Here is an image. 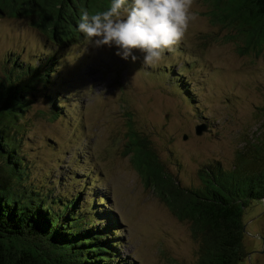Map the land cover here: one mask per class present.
I'll list each match as a JSON object with an SVG mask.
<instances>
[{
  "label": "rangeland",
  "instance_id": "obj_1",
  "mask_svg": "<svg viewBox=\"0 0 264 264\" xmlns=\"http://www.w3.org/2000/svg\"><path fill=\"white\" fill-rule=\"evenodd\" d=\"M211 10L209 0H194L184 38L155 64H144L139 52L123 60L115 47H93L84 35L60 46L26 18L0 16V83L11 56L27 62L51 53L57 60L56 80L37 84L19 116L26 181L41 192L54 177L52 191L64 182L69 193L76 184L69 176L84 188L93 180L119 222L120 253L134 264H191L196 240L189 221L144 183L126 153L131 135L145 140L181 187L196 186V169L210 160L228 167L239 154L252 160L264 149V46L240 52L236 30L215 23ZM171 72L188 83L190 99L177 90L178 79H168ZM53 92L62 107L50 118ZM201 122L209 131L196 135ZM241 222L246 254L236 264H264V198L245 207Z\"/></svg>",
  "mask_w": 264,
  "mask_h": 264
},
{
  "label": "trees",
  "instance_id": "obj_2",
  "mask_svg": "<svg viewBox=\"0 0 264 264\" xmlns=\"http://www.w3.org/2000/svg\"><path fill=\"white\" fill-rule=\"evenodd\" d=\"M215 23L236 30L240 52H259L264 46V0H209ZM111 0H0V16L26 18L44 36L65 45L68 38L81 39L76 25L82 9L90 14L107 10ZM0 83V264H134L120 253L119 222L104 206L106 197L85 182L76 183L67 193L51 186L33 190L26 181L19 152L20 113L27 107L28 95L37 84L46 88L55 81L51 73L57 60L51 53L32 61L11 56ZM178 76V78H176ZM181 74L171 72L168 79L190 99L194 95ZM48 88V87H47ZM39 92V91H38ZM55 93L47 94V116L53 118L62 105ZM202 123V122H201ZM133 134V133H132ZM126 153L143 181L179 219L189 221L196 240L195 261L191 264H236L245 256L242 246L241 214L253 200L264 198V149L256 148L252 160L242 159L228 167L210 160L196 169L198 183L181 187L171 180L144 139L133 135ZM73 180V182H71ZM78 185V187H77ZM88 190L87 196L82 197Z\"/></svg>",
  "mask_w": 264,
  "mask_h": 264
},
{
  "label": "clouds",
  "instance_id": "obj_3",
  "mask_svg": "<svg viewBox=\"0 0 264 264\" xmlns=\"http://www.w3.org/2000/svg\"><path fill=\"white\" fill-rule=\"evenodd\" d=\"M194 0H111L104 11L90 14L82 9L77 31L89 44L115 47L123 60L143 55L144 64H155L184 38L195 19Z\"/></svg>",
  "mask_w": 264,
  "mask_h": 264
},
{
  "label": "water",
  "instance_id": "obj_4",
  "mask_svg": "<svg viewBox=\"0 0 264 264\" xmlns=\"http://www.w3.org/2000/svg\"><path fill=\"white\" fill-rule=\"evenodd\" d=\"M209 131L205 123H199V125L194 126V133L199 135L202 131Z\"/></svg>",
  "mask_w": 264,
  "mask_h": 264
}]
</instances>
